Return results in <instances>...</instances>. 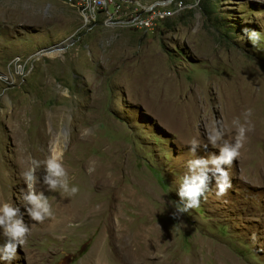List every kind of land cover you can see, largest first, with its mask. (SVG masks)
Returning a JSON list of instances; mask_svg holds the SVG:
<instances>
[{
    "label": "rangeland",
    "instance_id": "rangeland-1",
    "mask_svg": "<svg viewBox=\"0 0 264 264\" xmlns=\"http://www.w3.org/2000/svg\"><path fill=\"white\" fill-rule=\"evenodd\" d=\"M72 1L0 0V201L23 213V166L55 146L67 169L83 151L93 162L82 171L108 156L119 192L97 201L121 202L123 225L152 223L166 244L142 253L109 232L101 264H264V0H182L149 30L90 13L86 22ZM231 103L252 109L255 136L227 168L231 187L218 196L210 185L198 208L175 219L191 141L207 143L219 122L231 142ZM51 218L40 226L24 214L30 232L11 264H95L100 228L77 229L69 216L59 231Z\"/></svg>",
    "mask_w": 264,
    "mask_h": 264
},
{
    "label": "clouds",
    "instance_id": "clouds-1",
    "mask_svg": "<svg viewBox=\"0 0 264 264\" xmlns=\"http://www.w3.org/2000/svg\"><path fill=\"white\" fill-rule=\"evenodd\" d=\"M247 35L251 43L255 44L258 41L255 31L248 32ZM242 115L243 122L240 118H234L231 121L235 132L231 142L224 139L225 129L219 122L214 123L206 132L207 143L200 144L195 139L191 141L189 151L195 158L186 162L187 171L179 178V186L175 191L179 200L176 201L173 218L179 219L189 210L198 208L201 198L209 190L210 185L215 184L218 196L223 195L231 187L227 168L240 155V149L247 139L246 133L252 130L249 120L252 109H245ZM209 146L218 149V152H207ZM198 148L204 149L208 154L196 156ZM62 160L63 152L55 147L50 150L49 156L43 162L29 158L30 166L21 173V179L26 186L21 191L23 213L20 207L13 205L11 200L0 201V238L3 240L0 243V261L11 264L16 256L17 248L25 244L30 229L24 222V214L37 223L52 216L45 191L37 190V183L46 186L47 191L59 189L70 196L78 192L77 186L70 185ZM41 163L44 166V174L38 179L36 172L41 167ZM92 170L88 169L89 172Z\"/></svg>",
    "mask_w": 264,
    "mask_h": 264
},
{
    "label": "bare ground",
    "instance_id": "bare-ground-1",
    "mask_svg": "<svg viewBox=\"0 0 264 264\" xmlns=\"http://www.w3.org/2000/svg\"><path fill=\"white\" fill-rule=\"evenodd\" d=\"M77 2L79 4V1H77ZM71 3H76V0H73ZM95 3H98V0H86V5H94ZM80 7L83 10L82 12L85 13L84 16H85L86 22H87L86 14H88V13H90L91 18L94 17V19H95V12L93 10H90V8L88 6L81 5ZM123 7H125V0H117V10H123ZM154 9H161V7H158V6L155 7V4H154ZM171 13H172L171 9H169V8L166 9L165 13H160V20L166 18ZM113 21L122 22L126 26L136 27V28H140V29H144V30H149V29L153 28V26L155 25V23L145 25L143 21L139 20V18H118L117 20H113ZM241 92H243V91H241ZM230 95L232 96L231 92H230ZM253 96H254V94H253ZM236 100L239 101L238 99H236ZM232 101L234 102V100H232ZM248 101H249V99H248ZM242 102H244V101L242 100ZM248 104H251V101ZM234 105L232 104V108H231L232 111H231L230 116H233L232 118H240L241 122H243L244 117H243L242 113H240L241 112L240 109L238 112L237 108H236L237 106H234ZM248 107H249V105H248ZM254 109H255V107H254ZM257 112L258 111H256V113ZM228 114H229V112H228ZM230 116H228V117H230ZM252 117H250V119ZM258 117H260V116H258ZM254 120L258 121V119H256V118ZM263 121H264V119H263ZM250 122H251V120H250ZM258 122H256V123H258ZM259 123H258V125H259ZM262 124H264V122ZM80 125H81V123H80ZM259 126H257V128ZM253 127H254V124H253ZM231 129H233V128H229L228 131L230 132V136L232 134L231 138L234 139L235 132H233L234 130L231 131ZM256 131L254 130V132L257 135L258 130H256ZM246 136H247V139L244 143V146L248 142H250L249 140H251V138L254 136L253 129L251 131L247 132ZM229 139H230V137H229ZM244 146L240 150H244L245 149ZM55 148L57 149V146H55ZM88 148H89V145H88ZM86 156H87L86 152L83 151V154L80 156L81 158L79 157L80 159L79 158L70 159L69 160L70 161V167L68 169L65 168L67 174H69V175L71 174V177H72V179L69 180V183L71 181H73L75 183L74 185L78 187V192L75 195L70 196L67 194L66 198H63L62 195L57 196L56 194L53 196V194L55 192H57L58 189L55 191H47V190H45L46 186H44L43 184H41V183L36 184L37 190H44L47 198H49V199L51 198L50 202H51V204H53V210H54L51 220H52V222H54L55 227L59 231L60 230L63 231L64 224L66 223L67 218L69 216H71V217L74 216V217H77V219L80 221L79 225L77 226V229L83 228V230H85V229H93L94 230L96 228H100L98 231L97 240H96V243L93 247L92 253L89 255L90 256L89 259L95 264H101L102 260H103L102 256L108 252V247L105 243V239H106V234L109 232L112 233V236H113L114 240L118 243V245H121L122 247H123L124 239L129 237V238H131L132 248H135L134 250H136L138 252H142V253H147V252H151V251L155 252V248H156V251L158 252V251H160L159 249H161V248L163 249L164 248L163 246L166 244L165 243L166 240L158 231H156L157 229L155 230V225H153L152 223H138V222L135 225L134 224L135 222H133V221H136L137 217H134V218H131V220H130V221H132V223L130 224V227L125 226V225H123L124 223L121 222V218L119 215V213L121 212V208L119 207L120 206L119 203L121 204V202H119V203L115 202V201L111 202L110 200H108V201H97V200H99L97 198H101L103 196H105V198H107L108 196L110 197L111 194L116 196L118 194L119 190H115V188H116V184L118 183L119 180H117V178H116V175H115L116 171H115L114 167L111 166L110 161H108L107 155H106L107 157H105V156H103V158L101 157L100 161L95 159L96 162H95L93 170L91 172H89L88 170L82 171L83 167L84 168L89 167L90 165H92V162H93V160L90 157H86ZM258 158L261 159L262 164H263V168H264V152L262 154H259ZM80 163L82 166L80 165ZM27 165L28 164H25L23 166V168H24L23 170H26ZM69 171H71V172H69ZM76 176H77V178L75 179ZM95 187L99 188V190H100L99 194H96V193L94 194L92 192L93 188H95ZM62 193L63 192L61 191V194ZM64 194L66 195V193H64ZM126 206H128V205H126ZM133 213L137 214L135 212H133ZM112 216H116V218H112ZM34 223H36L40 226H43L46 224V219L43 222H40V223L34 222Z\"/></svg>",
    "mask_w": 264,
    "mask_h": 264
},
{
    "label": "built area",
    "instance_id": "built-area-1",
    "mask_svg": "<svg viewBox=\"0 0 264 264\" xmlns=\"http://www.w3.org/2000/svg\"><path fill=\"white\" fill-rule=\"evenodd\" d=\"M79 5L88 6L95 12V21L103 16L105 20L118 18H139L145 25L160 21V13L169 7L179 4L182 0H161V9H154V3L141 4L139 1L125 0V10H117V0H98L94 5H86V0H77Z\"/></svg>",
    "mask_w": 264,
    "mask_h": 264
}]
</instances>
